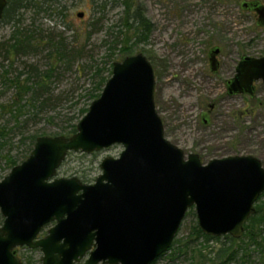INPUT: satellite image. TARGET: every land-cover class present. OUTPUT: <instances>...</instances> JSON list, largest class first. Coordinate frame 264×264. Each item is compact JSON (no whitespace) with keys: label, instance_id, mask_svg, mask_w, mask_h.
I'll use <instances>...</instances> for the list:
<instances>
[{"label":"water","instance_id":"1","mask_svg":"<svg viewBox=\"0 0 264 264\" xmlns=\"http://www.w3.org/2000/svg\"><path fill=\"white\" fill-rule=\"evenodd\" d=\"M6 6L0 0V21ZM241 8L256 12L264 26V4L243 1ZM219 51L211 50L212 63ZM259 80L264 82V56H246L228 92L254 96ZM155 86L148 58L128 56L113 64L75 134L36 139L30 156L0 182V264H22L17 247L40 249L43 264H77L87 254L83 264H154L170 250L191 208L205 235L242 237L264 193L261 160L236 155L203 164L198 154L186 156L165 136ZM115 144L124 150L101 162L94 184L57 177L69 152Z\"/></svg>","mask_w":264,"mask_h":264},{"label":"rangeland","instance_id":"2","mask_svg":"<svg viewBox=\"0 0 264 264\" xmlns=\"http://www.w3.org/2000/svg\"><path fill=\"white\" fill-rule=\"evenodd\" d=\"M119 1L122 0H53L56 9L53 14L23 12L22 26L33 23L42 36L51 33L59 38L61 35L72 44L81 35L77 44L83 46V51L70 68L60 65L54 54L49 57V49L10 60L0 56V131L6 142L0 152V182L15 167L11 159L19 165L30 156L36 143L31 142L32 136H72L67 131L87 114L83 115L82 110L89 111L92 102L98 99L90 96L96 81L93 75L98 68L107 77L115 62L139 53L154 68L156 110L170 142L186 156L198 154L203 164L215 158L252 155L264 167V83L256 82L253 98L246 94L226 95V81L235 74L240 60L245 56H264V26L257 24L258 18L252 11L241 8L243 1L255 0H134L154 28L147 42L133 48L132 55L120 52L121 45L111 50L123 11ZM257 1L264 4V0ZM13 30V25L0 22V44L10 39ZM216 46L222 49L220 69L213 73L208 53ZM26 63L37 65L41 70L50 65L59 67L51 80L53 104L42 113L35 109L19 115L12 106L15 89L3 78L5 70L12 72L10 78L26 71L23 69ZM211 103L216 107L211 123L205 125L201 112ZM123 150V145L115 144L93 153L69 152L57 177H77L86 184H94L102 174L101 162L106 157H120ZM4 220L0 211V227ZM197 223L196 210L191 208L174 240H179L176 249L169 250L154 264H202L199 262L202 257L195 258L198 253L194 251L199 249L208 258L217 259L216 253L226 241L224 238L209 242L199 238L190 245L189 252L178 253V246L189 238ZM54 224L47 225L39 238L45 237ZM260 242L258 247H248L245 258L240 256L228 264H264V232ZM16 250L22 264H43L40 249L17 247Z\"/></svg>","mask_w":264,"mask_h":264},{"label":"trees","instance_id":"3","mask_svg":"<svg viewBox=\"0 0 264 264\" xmlns=\"http://www.w3.org/2000/svg\"><path fill=\"white\" fill-rule=\"evenodd\" d=\"M120 2V1H119ZM53 0H9L8 6L5 10L4 17L1 22H6L14 27L13 33L10 39L0 44V56L3 55L5 59H14L17 57H24L27 55H36L41 53L45 49H49L52 57L54 54L55 59L58 63L66 65L68 68L74 63L78 57L81 56L83 46L78 45L77 41L81 35L72 44L66 42V39L59 35L42 36L33 23L29 27L22 26V14L23 12L34 10V14L39 15L41 13H54L56 9L53 8ZM123 8L121 18L119 19L118 32L115 37L114 47L111 50L121 45L120 52L126 55H132L133 48L140 43L148 41L149 37L153 32V24L144 15L141 6L134 2V0H122L120 5ZM60 13V12H59ZM58 13V14H59ZM35 21V19H33ZM81 33V32H80ZM79 33V34H80ZM90 33L88 32V38ZM113 53L109 55L112 56ZM14 65L12 61L11 67ZM26 71L20 72L18 75L9 77L12 72L10 70L4 71L3 78L10 83L15 89V97L13 98L14 108H16L19 115L26 110H37L42 113L46 111L53 103L51 80L55 77L59 67L56 65H50L45 70H41L39 66L34 64L26 63L23 69ZM113 66H111V69ZM109 70V76L103 77L102 70L98 68L93 77L95 78V87L93 93L90 94L91 98H99L103 92V89L107 81L112 76V70ZM12 107V108H13ZM88 109H83L82 114H86ZM77 132V126H71L70 130L67 131L68 135H73ZM5 136L0 131V152L4 149L6 142L4 141ZM37 137L34 135L31 137V142L34 144ZM11 165L16 166L17 161L11 159ZM264 193L260 197L259 203L256 205V213L250 217L245 225V231L242 237L235 239L230 235L223 237H211L205 235L200 229L198 223L195 225L193 232L189 238L184 241L181 247L178 246L177 251L179 254L187 253L190 251V245L199 238H204L206 242L211 240L219 241L224 238L226 241L220 249H218L215 259L208 258V255H204L203 251L199 249L195 250L198 255L195 257L203 260H199L202 264L212 262V264H228L232 261H237L240 256L245 258L248 247L260 246V238L264 232ZM179 240H176L170 251L173 252L176 244ZM247 244V245H245ZM245 252V253H244ZM176 253V252H175ZM240 254V255H239ZM210 256V255H209ZM216 260V261H215ZM30 263V260H28Z\"/></svg>","mask_w":264,"mask_h":264},{"label":"flooded vegetation","instance_id":"4","mask_svg":"<svg viewBox=\"0 0 264 264\" xmlns=\"http://www.w3.org/2000/svg\"><path fill=\"white\" fill-rule=\"evenodd\" d=\"M7 1V6H8V1L9 0H6ZM7 6L5 7V10H6V8H7ZM5 10H4V12H3V17H4V13H5ZM253 12V11H252ZM255 15H256V17L258 18L259 16H258V14L256 13V12H253ZM3 17H2V19H3ZM2 21V20H1ZM0 21V22H1ZM257 22H258V19H257ZM213 48H219L220 49V51H219V53L216 55V59H217V64H215V63H212V61H211V50L213 49ZM212 49L209 51V53H208V58H209V65H210V70L213 72V73H216V72H218L219 71V69H220V61H219V55L221 54V47H219V46H216V47H212ZM246 57V56H245ZM244 58V57H243ZM243 58L240 60V62L237 64V66H236V70H235V74L229 79V80H227L226 81V95L227 96H229V97H231V96H234V95H239V93L238 94H234V95H230L229 94V92H228V82L230 81V80H232L237 74H238V72H239V68H240V63L242 62V60H243ZM215 68V70H213L212 68ZM260 81V80H259ZM262 81V80H261ZM256 82H258V81H256ZM256 82H254V87H255V94H254V96H251V95H249V94H246V95H249L251 98H253V97H255V95H256ZM263 82V81H262ZM264 83V82H263ZM207 105V107H208V109H203V111L201 112V119H202V122H203V124H205V125H208L209 123H211V115H212V113H213V111L215 110V107H216V105L214 104V103H211V104H206ZM234 156H236V155H234ZM252 156V155H251ZM228 157V156H227ZM224 158V157H223ZM215 159H220V158H215ZM260 160V159H259ZM262 162V161H261ZM84 183V182H83ZM263 195V194H262ZM259 201H260V198H259V200L256 202V204H255V208H256V205L259 203ZM243 236V235H242ZM88 255V254H87ZM85 261V260H84ZM84 263V262H83ZM83 263H80V264H83ZM78 264V263H77Z\"/></svg>","mask_w":264,"mask_h":264}]
</instances>
